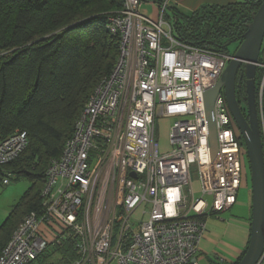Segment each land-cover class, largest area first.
<instances>
[{"label": "built area", "instance_id": "built-area-1", "mask_svg": "<svg viewBox=\"0 0 264 264\" xmlns=\"http://www.w3.org/2000/svg\"><path fill=\"white\" fill-rule=\"evenodd\" d=\"M148 1L123 0L108 16L107 29L119 36L115 65L90 95L59 156L50 159L41 209L13 229L0 264H42L67 242L74 256L55 264H200L204 218L236 202L246 150L221 90L213 101L218 150L212 157L203 101L232 54L175 38L165 3L151 19L141 12ZM256 72L264 159V43ZM156 117H174L165 151L154 140ZM26 144L19 130L0 140V165ZM140 207L146 217L138 220ZM255 264H264V247Z\"/></svg>", "mask_w": 264, "mask_h": 264}, {"label": "trees", "instance_id": "trees-1", "mask_svg": "<svg viewBox=\"0 0 264 264\" xmlns=\"http://www.w3.org/2000/svg\"><path fill=\"white\" fill-rule=\"evenodd\" d=\"M261 1L202 6L188 17L175 14V27L180 34L181 20L185 42L233 55ZM122 5L123 0H0V140L17 130L27 137L20 154L0 165V181L15 173L29 182L0 225V252L19 213L41 209L50 159L59 156L90 95L115 65L119 36L106 25ZM231 43L236 47L228 48ZM235 94L246 101L244 86ZM71 249L67 242L57 250L69 261Z\"/></svg>", "mask_w": 264, "mask_h": 264}, {"label": "water", "instance_id": "water-1", "mask_svg": "<svg viewBox=\"0 0 264 264\" xmlns=\"http://www.w3.org/2000/svg\"><path fill=\"white\" fill-rule=\"evenodd\" d=\"M264 37V0L251 14L232 58L214 85L203 92L206 127L212 157L217 153L216 128L213 117V101L223 90L235 125L243 140L251 177V220L249 239L242 257L235 264H255L264 247V159L259 131L255 75L256 62ZM243 66L245 77L246 113L241 109L235 94V79L239 67ZM131 176L136 177L134 172Z\"/></svg>", "mask_w": 264, "mask_h": 264}, {"label": "rangeland", "instance_id": "rangeland-1", "mask_svg": "<svg viewBox=\"0 0 264 264\" xmlns=\"http://www.w3.org/2000/svg\"><path fill=\"white\" fill-rule=\"evenodd\" d=\"M167 22L171 26V34L175 38H181L180 34H184V26L179 20L180 34L178 33L175 24L176 21L173 17L164 16ZM167 29V26H164ZM264 43V37L262 40ZM231 49L236 47L230 45ZM256 86L258 83V78L255 81ZM246 109V102L242 105ZM174 120V117H156L155 118V133L154 140L159 143V150L165 151L169 148V128ZM242 144L243 140L240 138ZM245 148V146H244ZM96 160L95 155H91L89 162L93 164ZM242 169H241V185L237 191L236 202L229 209L215 215H209L204 218L207 225L205 233H207V238L211 239V251L209 253L208 259H205L201 264H231L237 260L241 253L237 256L232 254L229 249L235 248L236 251L240 249L241 244V229L244 227V223L251 220V177L250 168L248 163V158L246 151L242 153ZM192 177L195 189L198 188V180L195 179L194 172L192 171ZM8 183H3L0 181V225L9 215L13 206L18 202L21 195L24 193L25 189L28 187L29 182L15 173H11L7 176ZM198 193V192H197ZM208 199V198H207ZM209 200V199H208ZM142 207L138 208L135 215L138 220L144 219L146 216L141 214ZM28 212L19 213L17 220L15 222V227L22 221L23 217ZM229 248V249H228ZM243 247L242 251L243 252ZM43 260V258H42ZM44 261V260H43ZM57 260L50 257L42 264H55Z\"/></svg>", "mask_w": 264, "mask_h": 264}, {"label": "crops", "instance_id": "crops-1", "mask_svg": "<svg viewBox=\"0 0 264 264\" xmlns=\"http://www.w3.org/2000/svg\"><path fill=\"white\" fill-rule=\"evenodd\" d=\"M236 1H240V0H150L148 2H145L141 6V12L144 15L148 16L149 18L155 19L157 15L159 14L160 5H162V3H165L166 7H165L164 15H166V17L170 16L174 18L175 14L188 17L194 14L202 6H208V5L223 6V5L234 3ZM249 228H250V223L249 221H247L246 223H244V227L241 229L242 236H241L240 244L244 250L248 244ZM211 246H212L211 239L207 238V233L204 232L199 242L198 254H199L200 264L203 261L205 262V259H208L209 253L211 251ZM242 247H240V249H238L237 251L235 248L233 249L228 248V249L232 252V254L238 256L240 253L242 254L241 252ZM50 255L52 256H48L47 258L43 257L44 261L42 260V263L46 262V260L49 259L50 257L55 258L57 260V258L62 256L58 252L54 254H50Z\"/></svg>", "mask_w": 264, "mask_h": 264}, {"label": "flooded vegetation", "instance_id": "flooded-vegetation-1", "mask_svg": "<svg viewBox=\"0 0 264 264\" xmlns=\"http://www.w3.org/2000/svg\"><path fill=\"white\" fill-rule=\"evenodd\" d=\"M230 45H234V43H231L228 45V48H231ZM243 71H241L240 67H239V70H238V73L236 75V79H235V91L236 90H239V89H242V87L244 86V90H245V77H244V74H243ZM246 101L243 100V97H240L239 100H238V103L239 105L244 108L242 105L243 103H245ZM246 113V109L244 111V114Z\"/></svg>", "mask_w": 264, "mask_h": 264}]
</instances>
